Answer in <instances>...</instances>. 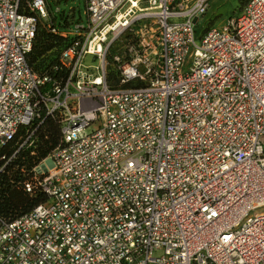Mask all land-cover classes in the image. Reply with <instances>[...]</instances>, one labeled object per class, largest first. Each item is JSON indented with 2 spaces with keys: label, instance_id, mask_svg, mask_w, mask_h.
Segmentation results:
<instances>
[{
  "label": "built area",
  "instance_id": "1",
  "mask_svg": "<svg viewBox=\"0 0 264 264\" xmlns=\"http://www.w3.org/2000/svg\"><path fill=\"white\" fill-rule=\"evenodd\" d=\"M209 3L86 0L87 24L58 30L48 0H0V174L26 153L40 197L0 218V264H264V0L198 43ZM45 22L72 40L39 71Z\"/></svg>",
  "mask_w": 264,
  "mask_h": 264
},
{
  "label": "trees",
  "instance_id": "2",
  "mask_svg": "<svg viewBox=\"0 0 264 264\" xmlns=\"http://www.w3.org/2000/svg\"><path fill=\"white\" fill-rule=\"evenodd\" d=\"M61 1V0H56ZM49 5L50 18L49 22L58 30L70 28L74 25L76 19L75 8L69 11H61L59 15L51 13ZM45 22L40 27L35 40L32 51L29 54V61L35 70H49L55 65L60 57L61 51L70 45L72 37H63L59 33L49 30ZM80 23V22H77ZM114 49L118 50L115 46ZM109 80L112 84H117L119 76L116 70H110ZM28 127H23L20 133H26ZM60 125L57 122L48 120L47 124L37 132V157L36 160L45 156L53 149L60 139ZM17 139L11 143V146L16 147ZM23 165L30 168L33 165V160L28 158L27 154L22 152L13 163L12 170L15 172L13 176L7 173L0 174V218L13 219L26 212L40 202V197H32L25 191L19 183L18 176L20 175L19 168Z\"/></svg>",
  "mask_w": 264,
  "mask_h": 264
},
{
  "label": "rangeland",
  "instance_id": "3",
  "mask_svg": "<svg viewBox=\"0 0 264 264\" xmlns=\"http://www.w3.org/2000/svg\"><path fill=\"white\" fill-rule=\"evenodd\" d=\"M248 0H210L207 12L196 22V40L201 43L202 36L207 27L224 25L232 16H238ZM51 13L59 15L61 11H69L75 8L77 22L87 24L86 0H48ZM58 8L60 10H58ZM87 64H100L94 55H87ZM13 149V148H12ZM9 166V164H8ZM7 166V167H8ZM13 167V163L11 164Z\"/></svg>",
  "mask_w": 264,
  "mask_h": 264
}]
</instances>
